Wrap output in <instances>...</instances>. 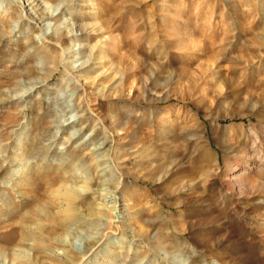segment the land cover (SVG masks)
I'll use <instances>...</instances> for the list:
<instances>
[{
	"label": "rangeland",
	"instance_id": "374dc122",
	"mask_svg": "<svg viewBox=\"0 0 264 264\" xmlns=\"http://www.w3.org/2000/svg\"><path fill=\"white\" fill-rule=\"evenodd\" d=\"M0 21V264H264V0Z\"/></svg>",
	"mask_w": 264,
	"mask_h": 264
},
{
	"label": "bare ground",
	"instance_id": "6f19581e",
	"mask_svg": "<svg viewBox=\"0 0 264 264\" xmlns=\"http://www.w3.org/2000/svg\"><path fill=\"white\" fill-rule=\"evenodd\" d=\"M0 23H1V21H0ZM66 188V187H65ZM68 188V187H67ZM66 192H65V194H63V196H64V200H66V202H67V205H68V208H66L67 210H68V212H71V211H73V206H74V202L76 201V194H75V191L72 189V188H70V189H66L65 190ZM64 193V192H63ZM65 202V201H64ZM66 211V210H65ZM74 213V212H73ZM71 216V215H70ZM69 217V216H68ZM71 218H75V217H71ZM57 244L58 245H62V246H67V244H64V242H62V241H58L57 242ZM70 260V259H69ZM66 261V260H65ZM70 261H72V259L70 260ZM69 261V262H70ZM66 263V262H65ZM68 263V262H67ZM70 264V263H69Z\"/></svg>",
	"mask_w": 264,
	"mask_h": 264
}]
</instances>
